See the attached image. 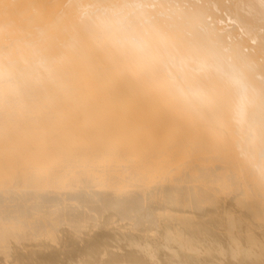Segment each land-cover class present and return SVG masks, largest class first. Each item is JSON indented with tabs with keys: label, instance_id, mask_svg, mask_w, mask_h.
Wrapping results in <instances>:
<instances>
[{
	"label": "bare ground",
	"instance_id": "bare-ground-1",
	"mask_svg": "<svg viewBox=\"0 0 264 264\" xmlns=\"http://www.w3.org/2000/svg\"><path fill=\"white\" fill-rule=\"evenodd\" d=\"M192 263L264 264V0H0V264Z\"/></svg>",
	"mask_w": 264,
	"mask_h": 264
},
{
	"label": "rangeland",
	"instance_id": "rangeland-1",
	"mask_svg": "<svg viewBox=\"0 0 264 264\" xmlns=\"http://www.w3.org/2000/svg\"><path fill=\"white\" fill-rule=\"evenodd\" d=\"M103 229V228H102ZM100 230H101V228H100ZM62 236V235H61ZM61 238H63V237H61ZM193 264V263H192Z\"/></svg>",
	"mask_w": 264,
	"mask_h": 264
}]
</instances>
